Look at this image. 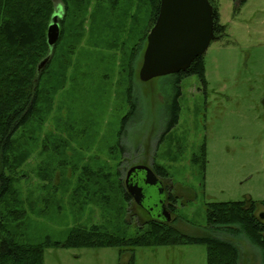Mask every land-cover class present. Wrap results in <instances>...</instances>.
Returning a JSON list of instances; mask_svg holds the SVG:
<instances>
[{
	"label": "rangeland",
	"instance_id": "obj_1",
	"mask_svg": "<svg viewBox=\"0 0 264 264\" xmlns=\"http://www.w3.org/2000/svg\"><path fill=\"white\" fill-rule=\"evenodd\" d=\"M211 2L225 28L215 32L202 57L205 79L182 80L179 120L169 132L176 93L169 79L143 82L136 64L131 75L132 50L149 26L147 3L131 9L135 18L129 11L128 19L111 14L92 23L88 14L79 43L63 38L42 78L38 111L18 134L11 156L14 185L27 212L26 240L64 241L73 227L105 220L113 231L135 234L147 218L117 186L120 179L125 185L131 166L141 164L166 169L164 184L176 198L172 225L190 236L214 235L207 222L209 203L264 201V0ZM108 19L111 24L104 28ZM85 168L109 175L106 189L90 188L99 193L89 200L77 191ZM147 190L150 202L157 203L160 191ZM257 213L264 219V205ZM215 236L239 248L238 264H262L261 251L245 238ZM134 253L136 264H207L203 243L137 247ZM129 259L130 251L121 256L116 247L45 252V264H125Z\"/></svg>",
	"mask_w": 264,
	"mask_h": 264
},
{
	"label": "trees",
	"instance_id": "obj_2",
	"mask_svg": "<svg viewBox=\"0 0 264 264\" xmlns=\"http://www.w3.org/2000/svg\"><path fill=\"white\" fill-rule=\"evenodd\" d=\"M143 2L147 3L150 9L149 26L139 38L130 57L131 75L134 74L133 67L136 64L138 69L135 74L138 78L147 36L156 22L161 0H61L63 10L59 19L60 36L53 47L48 44L47 33L55 13L54 0H0V264H45L46 250L59 247H116L119 248L121 256L130 251V259L125 264H136L134 250L137 247L198 243H203L207 247V264H238L239 248L215 234L245 238L261 251L264 264V219L257 213L259 206L264 205V201H254L251 197L241 201L209 203L207 222L208 228L214 234L211 237L187 235L172 225V222L162 220H149L144 223L145 226L139 227L135 234L128 235L119 227V230L113 231L111 222L105 220L90 228L73 227L64 241H55L51 237L35 242L26 240L22 228L27 220V212L14 185L16 164L14 165L11 156L16 151L18 134L38 111L43 90L42 78L55 57L56 49L66 36L72 40L70 44L75 45L81 41L84 19L88 14L92 23L97 19L106 21L107 16L111 14L126 17V13L131 12L137 3L144 4ZM213 7L214 30L222 33L225 26L219 23L218 10L214 5ZM131 16L135 18L132 12ZM110 24L111 20L108 19L104 28ZM120 26L125 31L124 26ZM47 56H50V60L39 72L38 65ZM205 72L206 67L203 58L200 57L188 70L169 79L176 93L170 106L166 132H169L179 120L181 109L178 102L181 96L179 75L182 78L198 75L205 79ZM134 113L135 110H132L124 118V125ZM18 158L20 159V156ZM202 159L203 165L207 163L205 152ZM152 168L161 178L168 176L164 167L155 164ZM117 175L120 177L121 171H118ZM108 176L101 169H97L95 173L89 172L88 168L83 169V174L79 178L78 196L82 192L86 194L81 195L85 199L96 196L99 192L93 193L90 188L95 187L96 190L99 188L103 191L106 189L104 181H107ZM117 187L121 190L124 200L129 202L131 197L121 179L118 180ZM99 197L104 202L109 200L108 196L102 194ZM170 201L176 203V198L170 195Z\"/></svg>",
	"mask_w": 264,
	"mask_h": 264
},
{
	"label": "water",
	"instance_id": "obj_3",
	"mask_svg": "<svg viewBox=\"0 0 264 264\" xmlns=\"http://www.w3.org/2000/svg\"><path fill=\"white\" fill-rule=\"evenodd\" d=\"M54 1L55 13L47 33L51 47L60 36L59 19L63 10L61 0ZM214 37V7L210 0H161L156 22L147 36L139 79L148 82L188 70L195 60L206 53ZM49 60L50 56H47L39 63V72ZM136 174L142 176L141 182L134 181L133 175ZM149 187L160 191L161 198L157 203L150 202L152 196L147 190ZM126 190L137 204L151 206L158 220H172L164 204L165 190L149 165H135L128 170Z\"/></svg>",
	"mask_w": 264,
	"mask_h": 264
},
{
	"label": "flooded vegetation",
	"instance_id": "obj_4",
	"mask_svg": "<svg viewBox=\"0 0 264 264\" xmlns=\"http://www.w3.org/2000/svg\"><path fill=\"white\" fill-rule=\"evenodd\" d=\"M242 1V2H241ZM239 3H243V0H238V2H237V5H239ZM177 76L178 74H174V75H170V76H166V78H168V79H171L173 76ZM188 77V76H187ZM187 77H184V78H182V76H180L179 75V81H180V84H181V82H182V80L183 79H185V78H187ZM203 82V81H202ZM264 96V95H263ZM263 96H262V98H263ZM264 100V98L262 99V101ZM130 169V168H129ZM128 169V170H129ZM128 170L126 171V175H125V181H124V183H125V186H126V180H127V175H128ZM156 173V172H155ZM158 177H159V179H160V181H161V184H162V186H163V188H164V190H165V194H168L167 196H165L166 198H165V200H164V204H165V207L167 208V210H169V212L171 213V214H173V211H174V208H175V203H173L172 201H170V194L168 193V191H167V189H166V186H165V184H164V180H163V178H161L159 175H157ZM133 179H134V181L135 182H141L142 181V176L141 175H139V174H136V175H133ZM130 202H134L136 205H137V207H138V209L140 210V212H142V214H144L145 215V217L147 218V221H149V220H158L154 215H153V213H152V207L150 206V207H147V206H142V205H139V204H137L136 202H135V200L131 197V200H130Z\"/></svg>",
	"mask_w": 264,
	"mask_h": 264
}]
</instances>
